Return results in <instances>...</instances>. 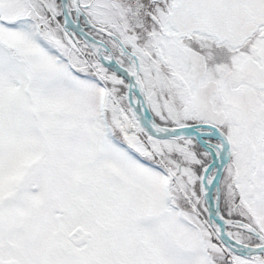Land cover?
<instances>
[{
  "label": "snow or ice",
  "instance_id": "1",
  "mask_svg": "<svg viewBox=\"0 0 264 264\" xmlns=\"http://www.w3.org/2000/svg\"><path fill=\"white\" fill-rule=\"evenodd\" d=\"M0 264H264V0H0Z\"/></svg>",
  "mask_w": 264,
  "mask_h": 264
}]
</instances>
